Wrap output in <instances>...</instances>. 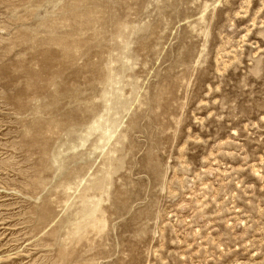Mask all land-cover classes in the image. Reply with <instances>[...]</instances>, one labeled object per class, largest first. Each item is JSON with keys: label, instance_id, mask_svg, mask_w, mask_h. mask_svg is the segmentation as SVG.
Wrapping results in <instances>:
<instances>
[{"label": "rangeland", "instance_id": "374dc122", "mask_svg": "<svg viewBox=\"0 0 264 264\" xmlns=\"http://www.w3.org/2000/svg\"><path fill=\"white\" fill-rule=\"evenodd\" d=\"M0 264H264V0H0Z\"/></svg>", "mask_w": 264, "mask_h": 264}]
</instances>
